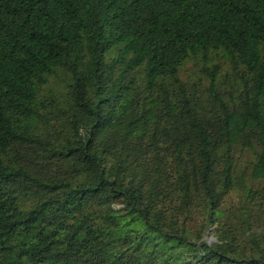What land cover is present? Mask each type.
<instances>
[{
  "label": "trees",
  "instance_id": "16d2710c",
  "mask_svg": "<svg viewBox=\"0 0 264 264\" xmlns=\"http://www.w3.org/2000/svg\"><path fill=\"white\" fill-rule=\"evenodd\" d=\"M0 264H264V0H0Z\"/></svg>",
  "mask_w": 264,
  "mask_h": 264
},
{
  "label": "rangeland",
  "instance_id": "374dc122",
  "mask_svg": "<svg viewBox=\"0 0 264 264\" xmlns=\"http://www.w3.org/2000/svg\"><path fill=\"white\" fill-rule=\"evenodd\" d=\"M198 67L193 65L192 63H187L182 69L180 76L182 80L186 81L188 85L192 84L193 82H196L197 78L200 76V73L198 72ZM222 72H230L227 65L222 66ZM202 87L206 88L207 82L206 80L203 81Z\"/></svg>",
  "mask_w": 264,
  "mask_h": 264
}]
</instances>
